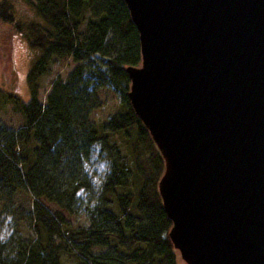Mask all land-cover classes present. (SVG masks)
Wrapping results in <instances>:
<instances>
[{"label":"trees","instance_id":"1","mask_svg":"<svg viewBox=\"0 0 264 264\" xmlns=\"http://www.w3.org/2000/svg\"><path fill=\"white\" fill-rule=\"evenodd\" d=\"M0 19L33 51L29 96L0 87V99L23 121L16 128L0 123V203L20 189L33 195L29 217H22L29 233L13 224L0 241V264H65L63 251L74 255V264H175L172 220L159 188L165 157L128 95L127 66L141 55L126 1L0 0ZM95 52L106 56L105 68L86 71ZM64 56L74 64L64 78L55 77L42 102L36 81L52 58ZM100 77L118 89L119 104L94 120ZM94 142L108 160L97 188L84 167ZM79 188L92 201L84 209L87 223L72 225L63 210L75 211Z\"/></svg>","mask_w":264,"mask_h":264},{"label":"water","instance_id":"2","mask_svg":"<svg viewBox=\"0 0 264 264\" xmlns=\"http://www.w3.org/2000/svg\"><path fill=\"white\" fill-rule=\"evenodd\" d=\"M142 65L130 102L166 161L188 264H264V0H125Z\"/></svg>","mask_w":264,"mask_h":264},{"label":"rangeland","instance_id":"3","mask_svg":"<svg viewBox=\"0 0 264 264\" xmlns=\"http://www.w3.org/2000/svg\"><path fill=\"white\" fill-rule=\"evenodd\" d=\"M32 49L27 40L14 29L11 22L0 19V87L16 92L20 97L26 99L29 96V89L26 81V71L32 57ZM90 67L86 71H93L94 68H105L106 56L95 52L90 56ZM74 62L69 56L52 58L46 70L38 77L36 84L38 89V98L45 102L46 94L50 88L51 82L55 77L64 78L72 68ZM142 61L135 65L141 66ZM94 82L96 78L93 76ZM97 94L101 99V104L92 109L90 117L94 120L105 119L111 112L117 109L119 102V91L104 78H97ZM21 113L15 110L9 101L0 99V123L11 128H16L22 124ZM84 167L90 176L95 188L108 167V160L103 151H100L99 143L94 142L89 156L84 160ZM77 201L74 212L63 210L65 218L72 224H85L88 217L84 211L86 203H90L86 191L82 188L77 190ZM32 197L28 188L16 191L9 199L0 203V241L7 240L13 231V224H20L23 233H29V224L22 217H29L32 210ZM50 208L58 207L55 203L40 197ZM5 249V248H4ZM177 258L175 264H188V259L184 258L176 248ZM61 260L65 264H74V255L63 251Z\"/></svg>","mask_w":264,"mask_h":264}]
</instances>
